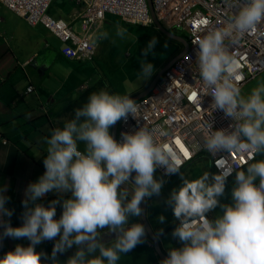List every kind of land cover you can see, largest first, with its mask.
<instances>
[{
  "label": "clouds",
  "instance_id": "9594fccd",
  "mask_svg": "<svg viewBox=\"0 0 264 264\" xmlns=\"http://www.w3.org/2000/svg\"><path fill=\"white\" fill-rule=\"evenodd\" d=\"M71 1L82 5V15L85 3ZM144 1L151 21L147 26L114 17L125 25L155 27L147 0ZM149 2L157 21L151 0ZM224 3L229 8L238 4V10L223 27L210 29L197 41L196 56L199 76L210 90L211 104L230 117L232 123L227 128L215 130L208 124L204 148L214 157L217 153L230 152L243 155L246 166L240 169L222 166L214 173L211 157L202 152L179 169V161L171 148L157 143L153 130L143 124L131 132H121L120 139L116 140L120 120L135 118L136 103L141 99L134 102L128 94L109 93L103 89L92 92L84 103L72 110L71 118L51 129L44 138V171L24 188L19 226H11L7 219L12 211L5 207L9 199L5 195L7 186L0 184V239L24 238L28 241L0 255V264H117L121 254L143 242L145 226L129 222V218L142 217L141 203L159 195L163 181L153 177L154 170L163 167L166 174L172 175L165 177L155 171L161 177L170 178L197 162L200 155L209 164L210 173L204 171L193 179L181 175L180 185L173 188L165 200L176 219L171 236L180 246L169 247L159 264H264V81H257L246 95H242L245 83L239 87L236 81L241 77L234 74L237 59L224 45L226 38L238 39L264 20V0H224ZM47 10L46 16L50 18ZM105 16L96 26L97 30L86 38L93 46L89 60L97 41L109 37L107 31L101 30ZM157 22L167 32L176 31ZM126 33L127 29L116 26L115 37L123 40ZM179 34L178 37L186 42L185 36ZM174 42L177 51L171 60L183 49L181 44ZM59 43L61 48L62 43ZM156 43V37L152 36L141 49L138 78L152 75L153 65L145 58L153 54ZM186 51L161 74L146 96ZM115 122L114 139L109 128ZM230 178V201L225 203L221 198L225 195V181ZM47 193L56 194V198L45 206L39 201ZM57 204L60 207L58 217ZM216 208L219 209L217 214L209 218L208 214ZM156 220L163 222L164 217L158 216ZM101 233L114 238L102 242ZM160 234L157 230L153 238ZM45 240L53 242L47 256L35 250V246ZM73 247L74 253L65 260L57 258L58 253Z\"/></svg>",
  "mask_w": 264,
  "mask_h": 264
},
{
  "label": "crops",
  "instance_id": "0c3cea01",
  "mask_svg": "<svg viewBox=\"0 0 264 264\" xmlns=\"http://www.w3.org/2000/svg\"><path fill=\"white\" fill-rule=\"evenodd\" d=\"M81 8L82 5H75L71 0H54L47 15L67 24L74 34L82 35ZM111 19L117 20L116 26L121 28L129 26L114 16L106 15L101 30L105 31ZM96 30L97 28L94 31ZM126 37L133 41L131 36ZM100 47L103 52L97 54ZM94 48L91 60H66L60 55L59 41L47 30L41 25L28 26L0 5V184L7 186L5 195L9 199L5 207L12 211L7 219L13 227L21 223L24 188L44 171V138L51 129L61 126L65 119L71 118L72 110L84 103L90 93L101 89L111 93L108 88L110 82L123 74L110 77V81L98 75L96 66L101 60L110 64L112 56L107 52L111 49L116 52V48L108 38L97 41ZM125 57L123 53L117 60L121 62ZM122 66L125 67V64ZM29 86H32V92L27 94L25 90ZM111 128L112 126L109 128L110 134ZM185 170L192 171V164ZM207 171L209 172L208 168ZM179 173L164 178L154 170L153 177L161 178L162 186H167ZM55 198L56 194L47 193L39 202L47 206L48 201ZM165 200L161 193L146 198L145 219L153 234L160 231L161 234L156 238L160 250L166 256L169 247L180 245L171 236L176 219L172 214H163L164 208L168 207ZM59 214L60 207L57 204L56 217ZM215 214L217 213L213 209L208 216L212 218ZM161 215L164 217L163 222H157L156 218ZM129 222L141 223V217H130ZM164 233L167 235H163ZM101 235L102 242L105 243L114 238L104 236L103 233ZM27 243L24 238L4 237L0 239V255L10 251L16 244ZM52 243L48 240L42 241L35 246V250L42 251L47 256L51 252ZM74 251L75 247L68 248L64 253H58L57 258L63 261ZM160 261L145 232L143 242L131 251L121 254L117 264H159Z\"/></svg>",
  "mask_w": 264,
  "mask_h": 264
},
{
  "label": "built area",
  "instance_id": "2783aa9c",
  "mask_svg": "<svg viewBox=\"0 0 264 264\" xmlns=\"http://www.w3.org/2000/svg\"><path fill=\"white\" fill-rule=\"evenodd\" d=\"M52 1L0 0V5L28 26L41 25L57 37L62 43L60 53L68 60L91 58L93 46L86 38L100 25L106 14L117 16L130 24L147 26L151 23L144 0H74L76 4L83 2L86 5L81 15L83 35L79 37L67 25L46 16V10ZM151 2L157 21L185 36L187 51L163 74L154 89L136 103V117L120 120L116 140L120 139L121 132H131L143 124L153 130L157 143L171 148L179 161L180 169L200 153H207L204 139L208 133V124L215 130L227 128L232 123L230 117L222 110L214 109L211 104L210 90L204 86L199 76L196 52L197 41L210 29L223 27L239 5L229 8L224 0ZM224 45L237 59L238 67L234 74L241 77L236 81L239 87L264 72V20L253 31L238 39L226 38ZM31 91L32 87L29 86L26 93ZM162 132L166 134H161ZM209 156L214 173L222 166L231 165L234 169H240L247 163L245 156L234 152ZM155 170L165 177L172 175L166 174L163 167Z\"/></svg>",
  "mask_w": 264,
  "mask_h": 264
},
{
  "label": "rangeland",
  "instance_id": "374dc122",
  "mask_svg": "<svg viewBox=\"0 0 264 264\" xmlns=\"http://www.w3.org/2000/svg\"><path fill=\"white\" fill-rule=\"evenodd\" d=\"M116 22L117 20L111 19V21L106 26L105 31L109 33L108 39L111 41L112 46L116 48V52L118 53H116L113 49L109 50L107 54L112 56L111 63L107 64L101 60L96 66L97 69L95 71L98 75L104 76L106 81H110V77L118 75V73H123L118 76V78L110 82L108 86L109 91L116 94L126 93L130 95L131 98H133L143 92L149 86L161 68L171 60V56L175 51H177V44L174 41L162 36L154 26H149L148 28L130 25L125 26V29H127L126 36H131L133 41L128 37L121 40L120 38L115 37ZM169 32L174 36H180L177 31ZM152 36L156 37L157 43L153 49V54L146 57L145 59L152 63L154 71L148 78H138L137 74L139 72V61L141 58L140 51ZM99 52H103L102 47L97 50V54ZM123 53L126 57L123 58L121 62H119L117 58ZM122 64H125V67L122 66ZM124 71L126 73H124ZM257 81H264V72L256 75L242 86V95H246L249 90L256 85ZM258 158L259 157L256 159ZM208 166L209 164L207 161H197L192 163V171L188 172L185 170V168L180 170L178 176H176L171 183H169L167 186L161 187L160 193L162 194V197L167 198L169 192L173 188H176L180 185L181 175H183L184 178L193 179L202 172L207 171ZM231 183L232 178L225 181V195L221 198L222 202L227 203L230 201L229 191ZM218 211L219 209L216 208L215 212L217 213ZM163 214H172L169 206L164 208Z\"/></svg>",
  "mask_w": 264,
  "mask_h": 264
},
{
  "label": "water",
  "instance_id": "95a60500",
  "mask_svg": "<svg viewBox=\"0 0 264 264\" xmlns=\"http://www.w3.org/2000/svg\"><path fill=\"white\" fill-rule=\"evenodd\" d=\"M147 4L150 10V14L151 17L153 19V24L155 25L156 29L165 37L170 38L176 42H178L179 44H181L182 46V51L175 57L173 58L166 66H164L153 78L152 82L149 84V86L140 94H138L137 96L133 97L132 99L135 101L142 99L144 96H146V94L153 88V86L155 85L156 81L159 79V77L161 76V74L176 60L178 59L185 51L187 48V44L186 42H184L180 37L174 36L172 34H170L169 32H167L166 30H164L162 28V26L153 18V13H152V9H151V4L149 2V0H147ZM116 126H117V122H115L112 125L111 128V135L113 136V138L115 139V134H116ZM124 187H127L126 185ZM141 208L143 209V213L144 215L141 217V223L145 226V232L147 233L148 237L150 238L152 244H153V248L154 251L156 252V255L162 260L165 258V255L163 254V252L160 250L159 248V243L157 238H153V232L150 229L149 225L146 222L145 219V203L144 201L141 203ZM163 235H167V233H164Z\"/></svg>",
  "mask_w": 264,
  "mask_h": 264
},
{
  "label": "trees",
  "instance_id": "16d2710c",
  "mask_svg": "<svg viewBox=\"0 0 264 264\" xmlns=\"http://www.w3.org/2000/svg\"><path fill=\"white\" fill-rule=\"evenodd\" d=\"M203 155H200L198 158H196V161H199V162H201V161H203Z\"/></svg>",
  "mask_w": 264,
  "mask_h": 264
}]
</instances>
